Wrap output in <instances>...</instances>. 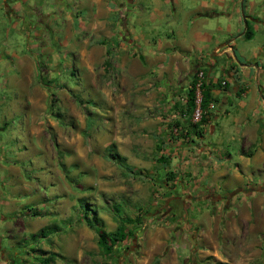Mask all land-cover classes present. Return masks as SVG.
Instances as JSON below:
<instances>
[{"label": "rangeland", "instance_id": "374dc122", "mask_svg": "<svg viewBox=\"0 0 264 264\" xmlns=\"http://www.w3.org/2000/svg\"><path fill=\"white\" fill-rule=\"evenodd\" d=\"M244 7L258 22L248 21L254 38L239 48L248 49V63L260 70L245 80L262 104L245 118L237 98L227 105L228 116L213 119L206 156L197 160L209 161L207 170H226L214 181L220 199L192 182L186 161L194 155H183L195 149L179 144L185 129L199 123L195 111L187 124L180 114L186 101L144 81L141 67L136 75L130 71L126 56L141 47L120 53L113 40L104 46L83 38V20L55 9L49 24L32 15L27 25L0 11V264L42 258L49 264H264V225L233 220L231 198L223 200L229 194L223 187L232 193L240 182L264 177L254 171L261 169L258 157L239 155L241 123L264 128V0ZM171 23L157 25L151 38L165 39ZM254 48L262 50L258 60ZM173 89L180 95L179 86ZM168 172L175 174L171 181ZM94 216L105 231L115 230L119 218L143 217V223L137 237L105 256L86 223Z\"/></svg>", "mask_w": 264, "mask_h": 264}, {"label": "crops", "instance_id": "0c3cea01", "mask_svg": "<svg viewBox=\"0 0 264 264\" xmlns=\"http://www.w3.org/2000/svg\"><path fill=\"white\" fill-rule=\"evenodd\" d=\"M244 4H247V0H0V11L4 18L27 25L32 15H38L41 22L49 24L47 16L54 14L55 9L65 12L70 21L83 20V38L104 41V46L113 40L111 45L120 53L127 52L130 47H141L140 51L132 49L131 54L126 56V60L131 62L130 71L136 75V69L141 67L144 81L152 79L157 85H163L169 99L172 95L174 100L185 102L193 78L191 73L197 69L202 72V82L213 86L211 101L205 110H201L206 121L198 124L196 132L188 134L185 141L179 144L185 149L188 146L195 149L192 154L186 152L183 155L185 159L194 155L191 161H186V167L194 175L192 182H197L198 187L206 186L217 192L214 181L228 176L226 170L221 171L220 165V168L214 166L211 171L207 170L209 161L197 160L200 156H206V138L213 127V119L216 121L221 116H228L227 105L237 98L238 109L242 115L245 114V118L249 111L258 114L262 104L256 93L249 95L250 84L245 80L253 74L257 78L260 70L248 63L251 60L246 57L248 49L239 48L241 42L245 41L248 45L253 40L244 38L248 21L258 22L245 15ZM169 20L172 23L166 26V38L161 41L152 39L151 34L156 31L157 25L166 24ZM261 51L254 48L252 55H248L258 60ZM154 67L159 68L157 73ZM172 68L173 75L170 73ZM177 86L180 95L175 94L176 90L173 89ZM180 114L188 124L187 108ZM241 124L239 155L258 157L261 169L254 171L260 175L264 173V128L262 125L247 128V123ZM243 169L239 166V170ZM263 185V176L256 183L237 184L234 189L239 192L229 200L231 209L227 215L246 225L251 222L264 225V190L256 189ZM223 190V194L232 191L224 187ZM249 200L251 203L247 206L245 201Z\"/></svg>", "mask_w": 264, "mask_h": 264}, {"label": "trees", "instance_id": "16d2710c", "mask_svg": "<svg viewBox=\"0 0 264 264\" xmlns=\"http://www.w3.org/2000/svg\"><path fill=\"white\" fill-rule=\"evenodd\" d=\"M253 34L250 30V27L248 23L246 24V30L244 34V38L246 40L252 39ZM200 71L197 69L196 71L192 72L193 75L192 80L189 84L188 91L186 93V108L187 113L189 114V117L193 114L194 110L196 109V84H197V75ZM213 86L211 84H206L205 82H202L199 86V91L201 95V101L199 104L200 110H205L210 101H211V95L210 91ZM187 118V119H188ZM189 121V120H188ZM206 119L202 116L199 120V125L204 123ZM177 126L180 125V122H175ZM198 124H190L189 128L186 129V132L188 134L195 133L196 127ZM159 160L162 162H165L166 165H169L170 160L167 157L160 156ZM175 178L174 172H168V175H166V180L171 181ZM263 187V186H262ZM259 191H263L264 188H257ZM209 193L212 194L215 199H220L221 195L214 194L213 190L205 188L203 193ZM239 190L234 191L228 196H225L223 200H227L234 196L236 193H238ZM201 194V193H200ZM119 206H115L114 211H119ZM87 217V216H86ZM99 221L94 216V219H87L86 223L90 229H92L95 234L97 235V246L105 256H111L113 254L114 247H116L119 243L127 240L129 237H137L139 232H137L138 229H140V225L143 223V217H137L135 219L132 218H119V225L116 227L113 231H105L101 224L98 223ZM131 226L136 231H126V227ZM137 228V229H136ZM39 264H49V259L42 258L39 260Z\"/></svg>", "mask_w": 264, "mask_h": 264}, {"label": "built area", "instance_id": "2783aa9c", "mask_svg": "<svg viewBox=\"0 0 264 264\" xmlns=\"http://www.w3.org/2000/svg\"><path fill=\"white\" fill-rule=\"evenodd\" d=\"M203 80V73L199 72L197 75V84H196V106L198 108L195 109L194 112V116H195V120L199 121L200 118L202 117V111L200 110L199 104L201 101V95H200V91H199V86L201 85Z\"/></svg>", "mask_w": 264, "mask_h": 264}]
</instances>
